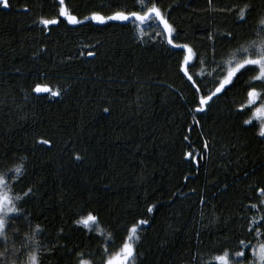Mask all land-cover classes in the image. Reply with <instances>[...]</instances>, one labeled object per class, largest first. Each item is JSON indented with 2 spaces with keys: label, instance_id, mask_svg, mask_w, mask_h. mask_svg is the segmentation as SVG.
I'll list each match as a JSON object with an SVG mask.
<instances>
[{
  "label": "trees",
  "instance_id": "trees-1",
  "mask_svg": "<svg viewBox=\"0 0 264 264\" xmlns=\"http://www.w3.org/2000/svg\"><path fill=\"white\" fill-rule=\"evenodd\" d=\"M105 2L66 0L80 14ZM251 2L257 10L264 8V0ZM13 3L10 10L0 8V162L5 154L26 158L27 179L17 194L29 185L38 189L26 205L37 222L51 237L63 227L70 239L61 243L83 248L89 233L69 227L81 206L95 209L113 229L116 220L131 227L149 219L138 229L142 264H188L197 252L199 264H209L219 241L241 223L233 219L242 215L239 202L246 196L257 202L258 193L249 185L264 187V138L256 134L258 127H242L237 117L246 103L242 89L214 98L203 113H192V89L177 72L179 50L155 35L159 29L146 28L143 39H134L133 23L110 22L54 28L50 37L42 36V26L32 21L41 5L44 15H53L54 0ZM160 6L171 9L170 23L180 32L175 42L203 46L201 52L210 46L206 30L244 35L232 17L213 12L207 0H160ZM96 41L98 54L87 56L90 49L83 46ZM43 44L47 52L35 57ZM191 73L198 81L213 78L210 64L196 62ZM36 84L65 91L59 97L37 96L31 91ZM44 138L51 146L37 143ZM205 139L211 152L199 167L183 159L186 152L201 154ZM76 154L83 159L76 161ZM152 205L153 213H145ZM51 264L72 260L57 255Z\"/></svg>",
  "mask_w": 264,
  "mask_h": 264
},
{
  "label": "snow or ice",
  "instance_id": "snow-or-ice-1",
  "mask_svg": "<svg viewBox=\"0 0 264 264\" xmlns=\"http://www.w3.org/2000/svg\"><path fill=\"white\" fill-rule=\"evenodd\" d=\"M207 4L213 12L219 11L232 17L236 28L243 30L244 35L241 37L231 29L224 33L206 30L204 35L210 46L204 52L200 51L203 46L187 42L176 43L180 32L177 31V26L170 23L171 9L160 6V0H106L105 4L93 7L89 14L70 10L66 0H54V14L44 15L41 5V14L33 19L32 24L42 26V36L48 37L54 28L108 25L110 22L133 23L138 34L134 39H143L146 28L159 29L155 31V35L164 37V42L171 49L179 50L181 58L177 60V72L190 84L196 104L190 111L203 113L214 98L239 87L246 99V103H241L236 110L241 126L258 127L256 134L264 138V8L257 10L251 0L220 6L216 5L215 0H207ZM13 7V0H0V8L10 10ZM22 11L28 13L29 9L25 7ZM216 18L210 17L212 20ZM99 44L96 41L83 46L90 49L87 56L95 57ZM46 52L47 45L43 44L35 57L42 58ZM80 55L84 53L81 52ZM68 59L71 60L72 57ZM196 62L212 66V73L208 74L213 77L211 81L194 79L195 74L191 70L196 67ZM200 75H203L202 70ZM31 91L37 96L49 94L51 97H59L65 90L53 91L46 85L36 84ZM103 111L108 113L110 109L104 108ZM193 119L195 120V115ZM184 139L187 140L188 137L185 136ZM37 143L51 146L52 141L44 138ZM210 152L211 143L205 139L201 154L194 156L192 152H186L183 159L199 167L205 154ZM74 159L81 161L83 157L76 154ZM25 163V157L9 158L7 154L0 162V264H46V261L51 264L53 257L57 255L61 260L71 258L72 264H142L143 255L139 251L142 238L138 229L149 224V219L133 221L131 227L121 226L120 221L116 220L118 227L113 229L95 209L89 210L81 206L69 218V227L73 232L87 230L89 243L83 248L80 244L69 248L66 243H61L62 240L70 239L63 227L55 237H51L41 227V223L37 222L40 218H34V214L26 206L29 201L35 200L38 189L29 185L20 188V193L17 194V188L27 179ZM224 188L227 190L228 185L225 184ZM248 190L258 193L257 202H251L252 197L247 196L239 202L242 215L233 219L241 223L237 229L232 230L231 235L219 241L209 264H264V239H258L264 237V187L249 185ZM245 200L249 203H245ZM200 202L204 203L205 197L201 196ZM155 207H146L145 213H153ZM117 233H121L119 239ZM198 256V252L192 254L188 264H199Z\"/></svg>",
  "mask_w": 264,
  "mask_h": 264
}]
</instances>
